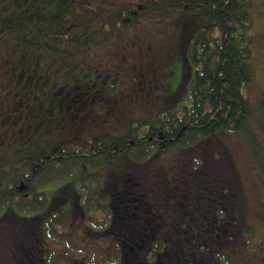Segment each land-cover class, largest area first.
<instances>
[{
	"label": "trees",
	"instance_id": "1",
	"mask_svg": "<svg viewBox=\"0 0 264 264\" xmlns=\"http://www.w3.org/2000/svg\"><path fill=\"white\" fill-rule=\"evenodd\" d=\"M255 15L264 0H0V264H264L216 135L250 116ZM175 47L193 74L171 87ZM99 52L110 70L92 75ZM88 178L104 180L107 218L87 216L86 236L113 251L55 252L73 218L63 189Z\"/></svg>",
	"mask_w": 264,
	"mask_h": 264
},
{
	"label": "rangeland",
	"instance_id": "2",
	"mask_svg": "<svg viewBox=\"0 0 264 264\" xmlns=\"http://www.w3.org/2000/svg\"><path fill=\"white\" fill-rule=\"evenodd\" d=\"M252 18L250 28L247 31L252 33L250 60L252 65H254V78L250 83L242 87V92L250 103V116H248L245 124L239 130L225 132L224 135L217 131L216 135L224 138L233 153L236 166L241 175L251 210L250 221L253 226V232L255 231V236H257L255 243L252 245V250L255 254H258L264 250V178L262 176L264 163L261 160L262 152H264V122L259 103L264 98V21L262 20L264 17L255 15ZM178 49L179 47H175L174 57L170 65L169 84L171 87L181 80L183 72L193 74V67L184 66V60ZM97 69L96 73L94 71L90 73L100 76L105 70H110L107 63L102 60L100 52L97 55ZM41 70L40 73H44L43 75L48 72V68L46 71L45 68L41 67ZM72 72H76L79 75L82 74L77 68L73 69ZM188 98L189 94L184 93L182 101ZM48 100L49 96L45 93L35 94L33 100L29 103L33 107L32 113L35 115L39 114L40 109L47 105ZM33 121H37V119L33 118ZM90 171H92V168L89 167L85 172L89 173ZM75 175L76 173L71 174L68 179L74 178ZM65 180L58 179L46 182L39 189L51 197L52 194L62 190L60 188L64 186ZM85 184V189H63L66 198L58 206L64 209L70 208V214L73 218L64 227L66 232L70 234L69 238L51 242L55 252L77 253L78 250L75 248L74 243H77L80 247L93 243L92 246L97 251H108V253L111 250L113 251L112 239L109 237L93 239L91 238L92 235H90L91 237L86 236L85 232L87 231L88 222H94L99 220V218H107V212L104 208L107 199L103 195V189H101L104 184L103 178H88ZM78 186L81 188L80 183ZM76 206L80 209L79 212ZM89 215H92L91 221L86 218ZM95 227H98V225ZM87 253L92 255L93 252Z\"/></svg>",
	"mask_w": 264,
	"mask_h": 264
}]
</instances>
